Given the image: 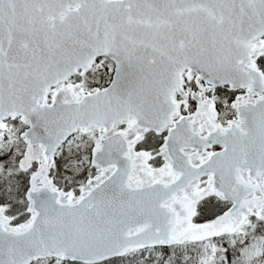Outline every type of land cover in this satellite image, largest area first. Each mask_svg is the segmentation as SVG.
Returning a JSON list of instances; mask_svg holds the SVG:
<instances>
[{"label":"snow or ice","instance_id":"6c2138e0","mask_svg":"<svg viewBox=\"0 0 264 264\" xmlns=\"http://www.w3.org/2000/svg\"><path fill=\"white\" fill-rule=\"evenodd\" d=\"M0 264H264V0H0Z\"/></svg>","mask_w":264,"mask_h":264},{"label":"water","instance_id":"95a60500","mask_svg":"<svg viewBox=\"0 0 264 264\" xmlns=\"http://www.w3.org/2000/svg\"><path fill=\"white\" fill-rule=\"evenodd\" d=\"M219 150V149H218Z\"/></svg>","mask_w":264,"mask_h":264}]
</instances>
